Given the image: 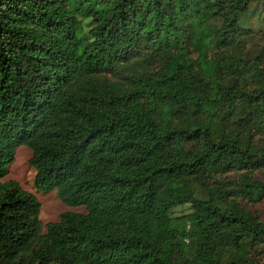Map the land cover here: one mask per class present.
<instances>
[{
	"label": "trees",
	"instance_id": "trees-1",
	"mask_svg": "<svg viewBox=\"0 0 264 264\" xmlns=\"http://www.w3.org/2000/svg\"><path fill=\"white\" fill-rule=\"evenodd\" d=\"M256 1L0 0V264H256L264 68L226 60ZM20 146L85 213L44 225Z\"/></svg>",
	"mask_w": 264,
	"mask_h": 264
},
{
	"label": "rangeland",
	"instance_id": "rangeland-1",
	"mask_svg": "<svg viewBox=\"0 0 264 264\" xmlns=\"http://www.w3.org/2000/svg\"><path fill=\"white\" fill-rule=\"evenodd\" d=\"M209 24L214 28L218 27L221 22L211 19ZM238 30V47L237 49L228 50L226 60L229 62L233 57L241 55L250 62L260 63L264 68V0H257L251 5L248 13L240 18ZM215 46L216 41L213 42L212 49ZM217 52L222 55V49L218 46L212 50L211 54L214 55ZM195 55L197 56V53ZM226 81L228 80L226 79ZM253 143L256 145H264V135H257ZM32 153V150L27 146H20L17 149L15 161L11 164L9 173L4 180H16L24 189L34 193L38 197L42 204L41 219L44 225L48 222L58 221L60 215L69 210L85 213L86 207L84 206L75 207L64 204L60 200L57 190L43 192L36 189V170L29 163ZM235 209L242 213H245V210L251 211L264 219V200L256 203L240 200L239 206ZM189 210V206L177 207L176 214L183 215L188 213ZM194 225L195 223L188 221H182L174 225V229L181 234L184 243L188 242L189 230ZM43 230L46 232L45 227ZM252 254L255 257L256 264H264V244L254 248Z\"/></svg>",
	"mask_w": 264,
	"mask_h": 264
}]
</instances>
